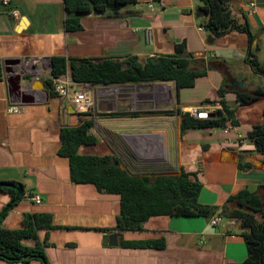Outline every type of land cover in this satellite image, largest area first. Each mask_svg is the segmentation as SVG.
Instances as JSON below:
<instances>
[{
	"label": "crops",
	"instance_id": "0c3cea01",
	"mask_svg": "<svg viewBox=\"0 0 264 264\" xmlns=\"http://www.w3.org/2000/svg\"><path fill=\"white\" fill-rule=\"evenodd\" d=\"M249 2L232 0L230 7L236 20L248 24L256 35L252 48H258V61L264 65V0H257L254 9ZM149 3L140 0L138 5L125 6L120 14L82 15L69 14L66 0L0 3V181L22 184L27 195L8 212L3 224L21 228L25 215L52 214L61 228L37 231L49 264H244L248 258L236 220L213 226L201 216H155L142 231L120 232L119 245L110 246L109 234L116 232L110 229L120 213L119 196L100 193L92 184L74 183L69 159L59 154L61 129L68 124L73 105L57 95L51 97L46 89L44 80L50 75L53 56L95 60L138 57L144 62L171 54L176 44L185 42L188 52L196 57L224 65L227 76L225 80L220 70L211 69L196 80L194 87L181 89L176 104L184 112L193 107L214 112L221 107L219 89L226 81L229 91L224 100L236 111L240 123L228 131L191 130L181 137L178 119V138L170 142L175 168L198 174L203 183L199 201L204 205L221 207L244 189L264 196V157L247 138L255 126L264 124V98L248 102L237 99V92L254 95L257 89H264V74L255 72L248 62V34L234 29L210 42L209 32L201 27L206 16L197 13L201 0H161L154 3L153 10ZM11 9L19 11V18L10 15ZM68 17L79 18L81 29L68 31ZM146 28L152 30L150 44ZM7 59L22 61L14 67V75L22 76L21 92L32 97V103L9 96L3 65ZM171 83L175 91V83ZM153 87L139 89L150 95ZM116 98L104 99L103 106L111 107ZM122 103L127 105L125 100ZM104 119L101 139L95 146H81V154L114 156L133 175L169 173V130L167 126L159 130L157 115ZM159 131L163 132L162 139ZM240 159L252 168L240 169ZM30 196L40 197L42 203L36 204ZM10 200L9 194L0 190V212ZM121 239H164L165 247L124 248ZM23 243L36 246L33 239ZM0 264L42 263L37 259H0Z\"/></svg>",
	"mask_w": 264,
	"mask_h": 264
},
{
	"label": "trees",
	"instance_id": "16d2710c",
	"mask_svg": "<svg viewBox=\"0 0 264 264\" xmlns=\"http://www.w3.org/2000/svg\"><path fill=\"white\" fill-rule=\"evenodd\" d=\"M140 0H66V10L69 14L79 15L97 13L120 14L128 5H138ZM232 0H201L202 11L206 16L201 27L209 32V41L223 36L236 29L247 33L251 52L248 62L257 73L264 74V65L257 58L258 48L253 49L254 35L248 24L239 23L230 7ZM160 3L161 0H149ZM126 13V12H124ZM68 31L81 29L79 18L68 17L66 20ZM211 69L220 70L226 80L227 71L224 65L213 63L204 57H196L188 52L186 43L176 44L175 51L147 58L141 62L138 57L119 59H77L64 56L51 58V77H59L68 71L75 82L88 83L93 86H125L150 83H175V96L179 102V92L184 88L195 86L199 77L206 76ZM3 76L2 61L0 59V79ZM46 89L51 97L56 96L54 83L51 78L44 80ZM229 91L227 82L219 89L221 108L216 109L213 117L192 116L184 112L177 105L174 110L164 112V115L179 117V131L181 137L191 130L204 129H232L239 125L236 111L230 109L224 100ZM257 97L264 98V89H257L254 95L237 92L239 102H248ZM212 104L214 101L205 100ZM95 112L72 113L69 122L61 129V148L59 154L69 159L71 179L76 184H92L100 193L119 196L120 213L115 226L110 229L118 232L142 231L144 224L155 216H201L211 219L215 215L225 220H236L241 236L247 244L248 258L244 264H264V196L244 189L230 196L221 206L204 205L199 201L203 183L197 173L187 172L183 167L175 173L158 175H133L121 167L119 160L109 155L81 154V146H95L98 137L92 132L95 125ZM137 112H109L101 116L136 117ZM247 138L254 142L256 150L264 157V124L255 126L248 133ZM206 149V146L203 147ZM239 168L248 170L250 163L239 161ZM3 182V181H0ZM22 193L13 187L0 185V190L9 194L10 209L0 212V259L7 262H26L37 259L42 264H49L42 245L38 240L39 229H55L61 226L55 224L54 216L50 213L28 214L24 216L21 228H7L3 221L8 212L21 200L26 198L24 186L15 182ZM33 239L35 247L26 246L23 241ZM124 248H155L165 247L164 239L146 241L120 240ZM37 256H41L42 260Z\"/></svg>",
	"mask_w": 264,
	"mask_h": 264
},
{
	"label": "rangeland",
	"instance_id": "374dc122",
	"mask_svg": "<svg viewBox=\"0 0 264 264\" xmlns=\"http://www.w3.org/2000/svg\"><path fill=\"white\" fill-rule=\"evenodd\" d=\"M150 91V95H144L141 93L140 89L137 86H127L124 88H116L115 95L108 98H116L115 102L111 107L103 106V100L108 98H103L102 93L96 91V107H95V118L97 117V123H95L92 132L101 139L104 129L102 123L106 121L105 116H101L103 113L109 112H137L138 114H155L158 117V127L161 128L168 127L169 130V173H175L177 169L175 168V161L173 160L172 153L170 150L171 141H176L178 138V119L177 115L168 116L164 115L166 111H172L176 107V96L174 91V86L171 82L169 83H154ZM170 87V89H167ZM99 88H104L99 86ZM122 100L127 102V105L124 107ZM117 109V110H116ZM127 109L126 111H121ZM113 110V111H109ZM109 111V112H108ZM213 113V112H211ZM158 136L162 139L164 137L163 132L159 131Z\"/></svg>",
	"mask_w": 264,
	"mask_h": 264
},
{
	"label": "built area",
	"instance_id": "2783aa9c",
	"mask_svg": "<svg viewBox=\"0 0 264 264\" xmlns=\"http://www.w3.org/2000/svg\"><path fill=\"white\" fill-rule=\"evenodd\" d=\"M0 3L3 5H10L11 0H0ZM256 3H257V0H250L249 2L250 8L251 9L256 8L257 6ZM148 8L150 10H153L154 3H149ZM10 15L13 18L17 19L19 18L20 13L17 9H11ZM144 32H145L147 43L149 44L152 43L153 36H152L151 28H146ZM48 78H51L53 80L57 96L61 100L70 101L73 107L76 109V112L78 113H84V112H89V111L95 112V107H96V98H95L96 93L95 92L96 91L103 92L102 93L103 98H108L110 96L115 95L116 88H124V86H103L104 88L98 89L99 86H93L88 83L75 82L69 71L59 77L55 78L49 75ZM218 108H221V107H218ZM188 112L192 116H200L201 114H206V112H202L200 108L198 107L190 108ZM229 129L230 128L225 129V131H228ZM30 199L36 204L42 203L41 198L38 196H30ZM224 220L225 219H223L221 216L215 215L211 219L210 222L213 226H218Z\"/></svg>",
	"mask_w": 264,
	"mask_h": 264
},
{
	"label": "water",
	"instance_id": "95a60500",
	"mask_svg": "<svg viewBox=\"0 0 264 264\" xmlns=\"http://www.w3.org/2000/svg\"><path fill=\"white\" fill-rule=\"evenodd\" d=\"M198 15L202 16L204 15V12L202 11L201 8H198L197 10ZM22 61L20 59H7L4 60L3 65H4V72L6 74V80L8 83V91H9V96L11 98H20L21 101L23 103H32L33 102V98L23 94L21 92V83H22V76L21 75H14V67L18 66V65H22L21 64ZM154 85V83H150V84H137V85H131V86H137L138 88H148L150 89L152 86ZM130 86V85H125V87ZM70 113H76V109L74 107L70 108ZM214 113H206V114H201L200 117H213ZM264 166V161L261 162V168H263ZM1 186H6V187H13L16 188L19 191V194L22 193V190L15 186L14 184L11 183H3L0 182ZM10 209V204H8L5 209L4 212L8 211ZM121 233L116 231V232H112L109 234V245L110 246H118L119 245V237H120ZM38 259L42 260L41 256H37Z\"/></svg>",
	"mask_w": 264,
	"mask_h": 264
},
{
	"label": "bare ground",
	"instance_id": "6f19581e",
	"mask_svg": "<svg viewBox=\"0 0 264 264\" xmlns=\"http://www.w3.org/2000/svg\"><path fill=\"white\" fill-rule=\"evenodd\" d=\"M167 89H170V87H167Z\"/></svg>",
	"mask_w": 264,
	"mask_h": 264
}]
</instances>
